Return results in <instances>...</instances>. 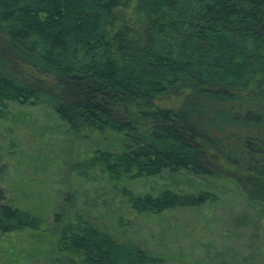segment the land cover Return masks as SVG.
<instances>
[{
    "label": "trees",
    "instance_id": "16d2710c",
    "mask_svg": "<svg viewBox=\"0 0 264 264\" xmlns=\"http://www.w3.org/2000/svg\"><path fill=\"white\" fill-rule=\"evenodd\" d=\"M0 35L17 63L5 66L0 53V110L43 105L73 132L124 135L121 151L75 164L82 177L96 165L111 181L164 170L208 177L210 158L221 155L264 246V0H0ZM178 86L177 101L160 102ZM122 193L144 216L217 201L209 190ZM44 223L6 202L0 187V234ZM60 226L67 264L159 261L76 215Z\"/></svg>",
    "mask_w": 264,
    "mask_h": 264
},
{
    "label": "rangeland",
    "instance_id": "374dc122",
    "mask_svg": "<svg viewBox=\"0 0 264 264\" xmlns=\"http://www.w3.org/2000/svg\"><path fill=\"white\" fill-rule=\"evenodd\" d=\"M2 39L0 35L5 66L14 68L17 63ZM184 90L178 86L160 102L169 105ZM214 131L220 136L219 129ZM125 142L123 134L104 127L82 126L73 132L43 105L8 102L0 110V187L6 202L30 210L45 223L39 232L0 234V264H67L65 254L57 251V234L75 215L119 241L137 242L159 258L156 264H264V246L254 235L255 210L248 207L221 155L210 158L208 177L164 170L152 177L111 181L97 165L87 171V178L74 167L97 150L119 152ZM164 188L209 190L217 201L144 216L131 209L122 193L128 189L156 194ZM58 213L64 218L60 220Z\"/></svg>",
    "mask_w": 264,
    "mask_h": 264
}]
</instances>
